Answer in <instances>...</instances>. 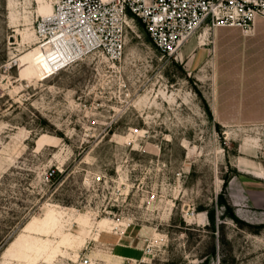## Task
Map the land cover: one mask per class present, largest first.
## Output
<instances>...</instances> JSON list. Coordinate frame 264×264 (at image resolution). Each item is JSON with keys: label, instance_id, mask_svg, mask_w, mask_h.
Returning <instances> with one entry per match:
<instances>
[{"label": "rangeland", "instance_id": "1", "mask_svg": "<svg viewBox=\"0 0 264 264\" xmlns=\"http://www.w3.org/2000/svg\"><path fill=\"white\" fill-rule=\"evenodd\" d=\"M53 2L0 0V264H264V120L214 116L215 29L52 72Z\"/></svg>", "mask_w": 264, "mask_h": 264}, {"label": "built area", "instance_id": "2", "mask_svg": "<svg viewBox=\"0 0 264 264\" xmlns=\"http://www.w3.org/2000/svg\"><path fill=\"white\" fill-rule=\"evenodd\" d=\"M53 7L52 18H37L40 40L56 34L65 44L72 38L73 58L90 50L114 61L125 53L131 21L142 23L157 48L174 56L202 31L227 25L248 31L264 18V0H55Z\"/></svg>", "mask_w": 264, "mask_h": 264}, {"label": "crops", "instance_id": "3", "mask_svg": "<svg viewBox=\"0 0 264 264\" xmlns=\"http://www.w3.org/2000/svg\"><path fill=\"white\" fill-rule=\"evenodd\" d=\"M214 44V116L224 125L239 115L264 120V18L258 17L248 31L216 27ZM237 105L243 115L236 112ZM255 173L264 178L262 170Z\"/></svg>", "mask_w": 264, "mask_h": 264}, {"label": "bare ground", "instance_id": "4", "mask_svg": "<svg viewBox=\"0 0 264 264\" xmlns=\"http://www.w3.org/2000/svg\"><path fill=\"white\" fill-rule=\"evenodd\" d=\"M55 1V0H54ZM54 5V2H53ZM54 15V7L52 6L47 13H43V17L45 18H52ZM41 16V17H42ZM58 35L54 34L48 41H46L45 45H49L46 51H43L44 54V61L48 69L52 72H57L58 68L63 69L66 66L70 65L74 61L78 59H82L81 57L89 54L94 53L93 51H86L85 54H81L73 58L69 52L72 50L71 42L72 38L65 39V44L57 38ZM41 48V47H40ZM42 49V48H41ZM43 50V49H42Z\"/></svg>", "mask_w": 264, "mask_h": 264}, {"label": "trees", "instance_id": "5", "mask_svg": "<svg viewBox=\"0 0 264 264\" xmlns=\"http://www.w3.org/2000/svg\"><path fill=\"white\" fill-rule=\"evenodd\" d=\"M226 188H227V182L224 185V189H226ZM220 204L226 208V212L224 213V214H226V216H229L234 221L240 220L238 215L236 214L234 208L232 207L231 203L224 197L223 194H221ZM207 213H208L210 221L215 224L216 223V211L215 210H207Z\"/></svg>", "mask_w": 264, "mask_h": 264}]
</instances>
